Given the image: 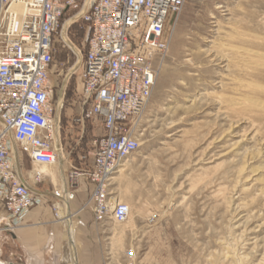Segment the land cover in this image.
Listing matches in <instances>:
<instances>
[{"label": "rangeland", "instance_id": "obj_1", "mask_svg": "<svg viewBox=\"0 0 264 264\" xmlns=\"http://www.w3.org/2000/svg\"><path fill=\"white\" fill-rule=\"evenodd\" d=\"M169 32L168 53L156 60L141 147L112 179L131 216L122 224L110 220L114 252L107 259L264 264V0H187ZM69 36L72 48L82 47L86 30L77 23ZM71 47L55 43L50 72L67 157L44 167L57 182L51 174L37 181L31 174L43 166L12 145L16 168L32 188L91 183L72 176L93 164L94 140L104 130L83 117Z\"/></svg>", "mask_w": 264, "mask_h": 264}, {"label": "built area", "instance_id": "obj_2", "mask_svg": "<svg viewBox=\"0 0 264 264\" xmlns=\"http://www.w3.org/2000/svg\"><path fill=\"white\" fill-rule=\"evenodd\" d=\"M186 2L0 0V205L11 218L43 198L20 177L13 142L34 165L55 166L62 160L61 118L50 72L55 43L71 47L70 29L81 23L86 30L82 47L71 48L82 83L83 117L100 124L104 134L94 140L93 164L74 172L72 181L84 176L93 185L87 204L99 223L129 220L131 208L115 195L112 179L141 147L143 115L158 76L156 60L166 57L171 20ZM53 194L55 216L61 219L75 192Z\"/></svg>", "mask_w": 264, "mask_h": 264}, {"label": "crops", "instance_id": "obj_3", "mask_svg": "<svg viewBox=\"0 0 264 264\" xmlns=\"http://www.w3.org/2000/svg\"><path fill=\"white\" fill-rule=\"evenodd\" d=\"M18 173L23 180L27 179ZM92 187L91 183L83 187L81 183L73 185L67 180L59 185L31 187L46 202L30 207L18 218H11L0 205V264L114 263L107 259L114 252V236L107 233L111 221L99 223L91 205L87 204ZM54 190L75 192V198L63 206L61 219L56 218L52 205L57 200Z\"/></svg>", "mask_w": 264, "mask_h": 264}, {"label": "bare ground", "instance_id": "obj_4", "mask_svg": "<svg viewBox=\"0 0 264 264\" xmlns=\"http://www.w3.org/2000/svg\"><path fill=\"white\" fill-rule=\"evenodd\" d=\"M19 10H21L20 9V7H17ZM74 48V47H73ZM61 160V159H60ZM126 168H127V164L125 163L123 166L121 165V167H120V172L122 173V172H124L125 170H126ZM52 170V169H51ZM31 172V171H30ZM55 172V171H54ZM41 175V176H45V175H48V174H51V176H52V180L56 183L57 182V180H58V178H57V175L56 174H54V173H51L50 171L48 172V169L47 168H45L44 166H43V168H38V169H35L33 172H32V174L31 175ZM30 176V175H29ZM50 176V175H49ZM118 199L121 201V199L118 197Z\"/></svg>", "mask_w": 264, "mask_h": 264}]
</instances>
